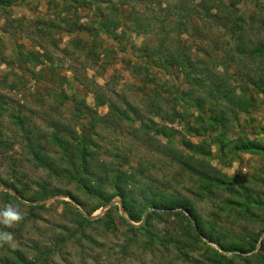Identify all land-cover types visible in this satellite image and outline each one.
Wrapping results in <instances>:
<instances>
[{
	"label": "rangeland",
	"instance_id": "obj_1",
	"mask_svg": "<svg viewBox=\"0 0 264 264\" xmlns=\"http://www.w3.org/2000/svg\"><path fill=\"white\" fill-rule=\"evenodd\" d=\"M158 1L146 0L145 6L147 10L151 9L152 16L156 13L158 19H161L164 15L160 11L165 4L163 1L161 4ZM206 1L207 5H215L216 1L229 5L233 4V1L238 11L232 10L230 13L228 28L220 27L217 18L214 17L206 27L202 23L196 21L194 23L190 18L193 25H188L187 31L181 35L180 40H183L185 44L183 45L192 54L197 51L202 52L199 49L210 51L211 60L205 63L208 71H205L200 78L209 75L208 78L211 77L213 81L208 82L206 79L203 85L195 89L191 99L204 98L205 103L202 105L208 116L212 103L208 100L210 97L207 92L214 89V84H218V87L225 90L235 89V93H239V82H243L256 98L255 105L248 108V114L238 113L235 118L232 117L229 120L227 131H224V138L227 139L224 143L227 145L222 151L215 141L216 134L209 132L207 122L196 120L198 110L191 107L186 117L182 115L186 108L181 101H177V98L180 91L189 86L181 74L174 70H171L172 75L160 74L153 67L146 74L142 70L137 73L133 71L132 67L135 64L138 67L140 60L137 58L136 51L132 49L131 43L136 47L146 45L153 48L155 40L151 34L140 36L131 34L128 43L123 44L122 47L104 36L92 41L86 35H69L60 30L44 33V23L64 18L66 5L63 0H24L23 2L17 0L15 5L8 8V13L0 11V92L10 96L7 93L10 91L13 98L10 99L11 106L14 102L15 106L26 104L27 107H35L38 110L42 104V110L36 113L34 123L40 125L38 117L45 120L42 125L46 126L51 121L60 122L65 124L63 128L67 130V134L74 137L91 127L87 116L95 110L94 94L100 96L105 103L96 109V117L100 119L94 124V130H90V134H93L92 142L97 146V156H100L101 160L116 162L119 154H123L122 157L128 161L126 167L135 178L145 180L152 187L162 191H170L179 201L185 202L192 208L200 219L204 232L211 234L221 243L228 244V242H235L238 237L253 235L260 229L264 230V226L261 225V223L264 224V153L243 152L237 141L246 138L260 142L264 146V96L255 94L246 82L247 77L255 81L263 80L264 59H252L249 55L240 54L236 50L239 39L247 45V49L256 46L259 42H264V10H260V8L264 9V0ZM215 10L211 13L216 14ZM177 12L178 10L173 8L169 18L165 17L167 25L176 19L172 15ZM251 15L253 20H248ZM79 16L84 20L83 11L79 12ZM237 16L243 17L245 23H242V29L238 35L236 32L234 35L231 29L233 20ZM168 27L175 30L173 26ZM80 38L84 42L87 41L88 45L83 46L81 43L76 45L75 40ZM20 44L29 50L46 52L47 59L44 62L45 65H42L44 79L37 78L36 83L30 79L31 71L35 75L41 71L38 66L34 70L30 68L29 71L21 70L20 72L17 69L8 68L1 62L2 57H12L11 55ZM198 56L205 58L201 53ZM50 60L57 68V74L65 76L68 80L63 88L66 91L70 89L78 91L83 96L87 106L86 116L78 118L72 112L73 104L59 105L56 100L47 97L46 94L43 99L36 97L37 86H41L38 91L45 87L43 80L48 76L45 73ZM123 60L130 61L128 67ZM55 82H59V78H56ZM10 88L12 90H9ZM214 94L217 97V94ZM150 103L157 104L158 108L165 113L163 118V113L156 116L148 113ZM112 106L120 109L122 114L124 112V117L118 113L119 111L115 112ZM212 106H216L214 110L219 111L227 105L222 100H215ZM148 120L176 131V133L173 132L174 135L170 140L180 151L183 149L180 140H188L208 150L209 155L191 153L198 164L192 172L187 165L178 167L170 164L169 158L164 153L155 150L152 146H145L135 141L131 135L132 128H139ZM4 126L5 133L17 134L10 125H7V121H4ZM162 142L165 143V140ZM13 144L12 150L0 149V191L11 190L16 194L12 189L16 182L9 169L11 160L16 161V168L21 169V173H17L16 178L23 180L25 178L24 182L31 185L30 189L34 188V183L43 181L58 191H56L57 194L45 199L47 201L44 203L38 204L45 205V209L39 214L40 219L26 228L22 237L12 239L10 244L13 248L25 247L23 240L30 242L50 240L52 244L55 235L60 232L59 226L67 225L69 222L70 215L65 214L63 206V202H68L84 217L90 220L99 218L111 220L114 227L107 231L102 225L90 226L85 234L92 235L96 244L94 242L95 245H87L83 241L84 248L79 250L78 246L69 242L67 248L53 259L56 264H205V258L213 252L212 250L224 255L230 254L224 253L216 243L208 241L203 236L186 237L181 223L169 215H162L152 220L149 223V229L158 237L168 238L170 242L156 243L154 248L143 250L142 246L146 243V239L140 233H135L134 238L138 243L130 241L132 237V233L128 230L130 227L118 220L119 216L127 220L125 214L120 213L117 204L119 200L112 201L109 206L108 203L94 210L90 215H86L83 209L91 208L93 203L77 192L72 184H67L65 178L57 179L42 169L34 167L24 159V156L22 157L19 146L15 142ZM192 166L193 164L190 163L189 167ZM22 172L25 173L24 177ZM208 173L211 176L205 178V183H201L200 179H204ZM223 176L226 183L222 186L221 183H216L215 179L219 178L220 182H223ZM2 182H6L7 187ZM204 184L206 188L203 187ZM245 189L258 194L255 200H259V205L251 204L247 211H241L242 192ZM68 194L76 197L83 206L77 205ZM18 200L25 205L35 203L25 202L20 197ZM109 207H112V210L107 212ZM2 211L3 206L0 201V212ZM24 212L21 209L19 213L23 215ZM183 212L192 220L186 210ZM143 219L144 217L140 223H133V225L140 226ZM0 222L3 223L2 217ZM127 222L129 223L128 220ZM262 239H264V231L259 237V240ZM124 245H127L125 254L122 252Z\"/></svg>",
	"mask_w": 264,
	"mask_h": 264
},
{
	"label": "trees",
	"instance_id": "obj_2",
	"mask_svg": "<svg viewBox=\"0 0 264 264\" xmlns=\"http://www.w3.org/2000/svg\"><path fill=\"white\" fill-rule=\"evenodd\" d=\"M162 1L165 7L160 12L164 16L161 19L159 18V20L156 13L152 16L150 14L151 9H146V0H63L66 5L64 18L58 21L53 19L44 23L43 31L44 33L48 31L53 33V30H60L65 31L69 35H86L92 41L101 39L104 36L117 42L122 47L123 44L128 43L131 34L136 36L151 34L155 40L153 48L146 45L136 47L135 44L131 43L132 49L136 51L137 58L140 60L138 67L136 64L132 67L133 71L137 73L142 70L146 74L153 67L160 74L172 75L171 70L181 74L189 86L185 90H181L177 98V101H181L186 108L182 115L186 117L191 107L198 110L195 116L196 120L200 122L205 120L207 122L209 132L216 134L215 141L222 151L227 145L224 143L227 141L224 138V131H227L229 120L232 117L235 118L238 113L248 114V108L255 105L256 98L243 82H239V93H235V89L225 90L218 87V84H214V89L207 92L208 97H210L208 100L212 104L209 109L210 113L206 116L202 105L205 103V99L191 98L195 89L203 85L206 79L208 82H213L211 77L208 78L209 75L200 78L205 71H208L205 68V63L211 60L210 51L199 49L202 52L197 51L192 54L184 46L185 44L183 40H180V37L187 31L188 25H193L190 18L193 19L194 23L196 21L206 27L211 18L214 17L217 18L220 27L228 28L227 22L230 19V13L232 10H234L233 12L238 10L235 8L233 1V4L229 5L220 1H216L215 5H207L206 0H159L158 2L161 4ZM16 2L17 0H0V11L8 13V8H11ZM173 8L178 10L177 13L172 15L176 19L167 25V18L165 17L169 18ZM214 9H216V14L211 13ZM260 10L264 9L260 8ZM80 11L84 13V20L80 19ZM252 18L251 15L248 20H253ZM242 23H245L243 17L237 16L233 20V28L231 29L233 34L236 32L238 35L242 29ZM168 26H173L175 30ZM175 40L177 41L176 45ZM75 43L76 45H80L79 43L83 44V46L88 45L87 41L84 42L81 38L75 40ZM246 47L247 45L239 39L236 44L238 53L247 54L252 59H264V42H259L256 46L249 49ZM45 53L35 49H26L25 46L20 44L11 55L12 57H2L1 62L8 68L17 69L20 72L29 71L30 68L34 70L37 66L40 67L41 71L37 75L33 74L32 71L29 74L30 79H33L34 83H36L38 82L37 78L44 79L42 65L47 59ZM200 53L205 58L198 56ZM123 61L128 67L130 61ZM48 64V69L45 73L48 76H45L46 78L43 80L45 87L38 91L41 86H37V91L35 89L36 97L43 99L46 94L47 97H52L56 100L59 105L73 104L72 112L78 118L86 116L87 106L83 96L78 91L71 89L66 91L63 85L68 82L67 78L57 74V68L54 67L51 60ZM16 76L21 78L19 75ZM56 78H59V82H55ZM246 82L251 86L255 94L264 96V78L263 80L258 79L255 81L247 77ZM9 90H12V88ZM7 93L10 96L0 92V149L3 151L12 150L15 142L19 146L22 157L24 156V159L34 167L42 169L57 179L65 178L67 184H72L77 192L93 203L91 208L83 209L86 215H90L94 210L112 201L119 200L129 223L121 216L118 217V220L130 227L128 229L132 233L130 241L138 243L134 238L136 237L135 233H140L146 239V243L142 246L143 250L154 248L153 246L156 243L164 244L170 242L168 238L158 237L149 229V223L152 220L158 219L162 215H169L178 223H181L183 234L186 237L192 235L196 237L203 236L208 241L216 243L224 253H230L229 255H224L212 250L213 252L205 258V264H264V239L259 240L260 234L264 230L260 229L253 235H244L236 238L235 242L223 244L211 234L208 235L204 232L200 219L185 202L179 201L170 191H162L152 187L145 180L135 178L126 167L128 161L122 157L123 154H119V159L116 162L101 160L100 156H97V146L92 142L93 134H90V130H94V124L100 119L96 117V109L105 103L100 96L94 94L95 110L87 116L91 127L86 132H82L81 135L74 137L71 134H67V130L63 128L65 124H60V122L51 121L46 126L42 125L45 120L42 117H38L40 125L35 124L33 120L36 119V113L42 110L43 105L41 104L38 110L35 107H27L26 104L15 106L13 105L15 104L14 102H12L11 106L10 99L13 98H11L10 91ZM214 93L217 94L218 98ZM215 100H222L227 106L216 111L214 110L216 106H212ZM112 107L115 112L119 111L118 113L122 114L120 109L118 110L115 106ZM35 110L36 112H34ZM148 113L156 116L163 113V111L158 108L157 104L150 103L148 105ZM164 115L165 113H163L162 118ZM122 117H124V112ZM4 121H7V125H10L17 134L5 133ZM169 121L172 122L173 120ZM173 132L176 133L171 128L156 125L152 120H148L145 124L140 125L139 128H132L131 135H133L135 141L145 146H152L155 150L164 153L169 158L170 164L178 167L187 165V168H190L192 172V169L194 168L195 170L198 165L194 161L193 155L200 153L206 156L209 155V151L196 146L188 140H180V145L183 146V151H180L170 140L174 135ZM162 140H165V143ZM237 141L243 152L264 153V146L260 142L250 141L246 138ZM14 159L16 160V158ZM190 163L193 164L192 167H189ZM10 164V174L16 182L12 189L23 201L34 203L57 194L58 191L54 187L43 181L34 183V188L30 189L31 185L24 182L25 178L24 180L16 178V175L21 173V169L19 167L16 168V161L11 160ZM22 173V177H24L25 173ZM209 176L211 175L208 173L204 176V179H200V182L205 183V178ZM215 182L221 183L223 186L226 183L225 177L223 182H220L219 178H216ZM2 184L7 187L6 182H2ZM203 187L206 188V184ZM68 196H71V194H68ZM252 196L253 200L251 201ZM257 197L258 194L245 189L242 192L241 211H247L251 204L259 205V200H255ZM71 199L77 205L83 206L76 197L71 196ZM0 201L3 211L6 210L8 205L13 206L18 212H21V209L25 211L23 215L19 213L22 215V219L13 222L10 226L0 222V233H9L12 239L22 237L26 228L32 225L33 222L38 221L40 219L39 214L45 209V205H25L6 191H0ZM63 206L65 207V214L70 215L69 222L67 225L61 224L59 226L60 232L55 235L52 244H50V240L47 242L40 240L41 238H39L41 242L23 240L25 242L24 246L26 245L23 248H13L10 243L0 242V264H56L53 259L67 248L69 242L78 246L79 250L84 248L83 241L87 245L96 244L92 235L85 234V231L90 226L102 225L104 230L107 231L114 227L111 220L102 218L90 220L84 217L81 212L74 209L68 202H63ZM112 207H109L107 212L112 210ZM184 210L191 215L193 221L183 212ZM250 215L252 216V213ZM143 217L142 224L135 227L133 223H140ZM261 225L262 227L264 226L263 223ZM96 231L99 234L97 229ZM123 247L124 250L122 252L125 254L127 245ZM29 255L32 256L29 257Z\"/></svg>",
	"mask_w": 264,
	"mask_h": 264
},
{
	"label": "clouds",
	"instance_id": "obj_3",
	"mask_svg": "<svg viewBox=\"0 0 264 264\" xmlns=\"http://www.w3.org/2000/svg\"><path fill=\"white\" fill-rule=\"evenodd\" d=\"M0 217H2V222L5 225H11L13 222L20 221L22 216L19 214L18 210L13 206L8 205L6 210L0 212ZM12 241V236L9 233H0V242L10 243Z\"/></svg>",
	"mask_w": 264,
	"mask_h": 264
},
{
	"label": "water",
	"instance_id": "obj_4",
	"mask_svg": "<svg viewBox=\"0 0 264 264\" xmlns=\"http://www.w3.org/2000/svg\"><path fill=\"white\" fill-rule=\"evenodd\" d=\"M4 191H9V192H11V194H13L14 196H16V197L19 199V197H18L16 194H14L11 190H4ZM45 201H47V200H44V201H37V202H35L34 204H42V203H44ZM110 204H112V202L109 203L108 206H109ZM117 204L119 205L120 213L123 214V213H124V210H123V207H122L121 203H120V202H117ZM91 218H92V217H91Z\"/></svg>",
	"mask_w": 264,
	"mask_h": 264
}]
</instances>
